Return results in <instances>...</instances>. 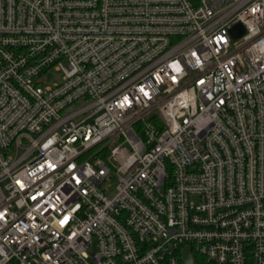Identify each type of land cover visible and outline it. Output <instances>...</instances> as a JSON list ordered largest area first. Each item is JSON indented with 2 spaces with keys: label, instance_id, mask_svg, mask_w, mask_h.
Segmentation results:
<instances>
[{
  "label": "built area",
  "instance_id": "obj_1",
  "mask_svg": "<svg viewBox=\"0 0 264 264\" xmlns=\"http://www.w3.org/2000/svg\"><path fill=\"white\" fill-rule=\"evenodd\" d=\"M186 247L264 264V0H0V264Z\"/></svg>",
  "mask_w": 264,
  "mask_h": 264
},
{
  "label": "rangeland",
  "instance_id": "obj_2",
  "mask_svg": "<svg viewBox=\"0 0 264 264\" xmlns=\"http://www.w3.org/2000/svg\"><path fill=\"white\" fill-rule=\"evenodd\" d=\"M61 80H62V73L60 71L52 70L47 76L46 84L53 85L57 82H60ZM116 185H117V179L115 178L110 179L104 184V187L106 188L105 192L108 196L112 197L115 195Z\"/></svg>",
  "mask_w": 264,
  "mask_h": 264
},
{
  "label": "water",
  "instance_id": "obj_3",
  "mask_svg": "<svg viewBox=\"0 0 264 264\" xmlns=\"http://www.w3.org/2000/svg\"><path fill=\"white\" fill-rule=\"evenodd\" d=\"M244 32H245V30L241 24L235 25V27L232 29V34H233L234 38L240 37L242 34H244ZM182 258H183L184 264H196L195 255L192 252L190 247H186L183 250Z\"/></svg>",
  "mask_w": 264,
  "mask_h": 264
},
{
  "label": "trees",
  "instance_id": "obj_4",
  "mask_svg": "<svg viewBox=\"0 0 264 264\" xmlns=\"http://www.w3.org/2000/svg\"><path fill=\"white\" fill-rule=\"evenodd\" d=\"M195 256H196L195 258L196 264H204L202 258H200L198 254H195Z\"/></svg>",
  "mask_w": 264,
  "mask_h": 264
}]
</instances>
